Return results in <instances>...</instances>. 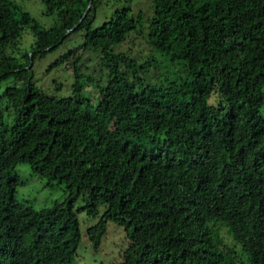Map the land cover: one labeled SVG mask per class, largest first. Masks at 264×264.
<instances>
[{"label": "trees", "instance_id": "1", "mask_svg": "<svg viewBox=\"0 0 264 264\" xmlns=\"http://www.w3.org/2000/svg\"><path fill=\"white\" fill-rule=\"evenodd\" d=\"M38 1L48 27L0 0V264H71L78 201L98 217L94 249L108 222L128 231L121 258L99 264H264V0H150L146 13L141 0ZM143 30L146 56L117 50ZM77 34L104 75L82 74L68 50L54 65H73L71 95L47 96L33 64ZM21 163L64 199L17 200Z\"/></svg>", "mask_w": 264, "mask_h": 264}, {"label": "rangeland", "instance_id": "2", "mask_svg": "<svg viewBox=\"0 0 264 264\" xmlns=\"http://www.w3.org/2000/svg\"><path fill=\"white\" fill-rule=\"evenodd\" d=\"M123 3H130L128 0H122ZM25 10H27L33 18H35L41 25L48 27L52 24L53 18L46 17L42 14V7L38 0H17ZM135 3V2H133ZM150 0H141L132 5L135 13L138 9L146 13L149 10ZM100 22L97 21L95 25ZM145 34V30L141 31L138 35L129 36L117 50L120 52H125L136 57H143L147 54V47L144 44L142 36ZM29 37V35H25ZM28 41H24V45L28 46ZM24 45L22 49H24ZM81 45H83V39L80 34L72 35L67 39L55 52L47 55L45 58L35 61L32 67L33 83L47 96H54L55 98L68 97L71 95V85L73 83V65L70 63H65L61 65H54L55 60L67 52L68 50H77ZM81 54L80 71L82 74L91 75L92 77L104 75L103 68L99 63L98 55L86 51L81 53L78 49L75 56ZM157 60L164 66L166 64V57L158 56ZM72 62V61H71ZM164 68V67H163ZM164 70H166L164 68ZM163 70V71H164ZM104 77V76H103ZM8 81L1 85L4 88ZM86 91L90 97L97 96L96 88L88 86ZM18 165H27L28 172H21L17 170ZM15 167V172L17 174V184L15 185V198L19 201H25L35 209L37 201L39 199V193L48 192V196L41 201L42 207H50L54 202H60L64 199V186L59 184L57 180H48L45 177L38 175L30 170L29 165L26 163L18 164ZM40 180H45L46 182L40 187L39 192L30 197H21L17 194V188L25 187L32 183H39ZM57 192L60 193L59 198L53 200L51 197ZM80 201L76 202L74 205V210L76 211V217L79 223V229L81 232V242L76 250V253L71 264H99L108 263L112 261H117L121 258L123 251L127 248L128 244V231L122 222H108L106 226V232L101 239V243L97 249H94L85 236L86 229L93 225L98 217L88 218L85 212L80 209ZM212 227V225H211ZM214 231L222 238L223 242L229 247L234 249V260L239 262H247L248 259L246 255H243L241 247L239 244L233 241L231 235L229 234L227 228L220 222L213 225Z\"/></svg>", "mask_w": 264, "mask_h": 264}, {"label": "clouds", "instance_id": "3", "mask_svg": "<svg viewBox=\"0 0 264 264\" xmlns=\"http://www.w3.org/2000/svg\"><path fill=\"white\" fill-rule=\"evenodd\" d=\"M31 42L32 41L30 40L29 43H31ZM24 51H28L27 45H24ZM217 99H218V94H213L210 96L207 103L214 106ZM17 170L27 173L28 172V166L27 165H18ZM45 182H46L45 180H40L39 183H32V184H29L28 186H25V187H19V188H17V194H18V196H21V197H30L31 195H35L36 193L39 192L40 187H42V185ZM47 196H48L47 191L39 193V199H38L37 204L35 206L36 211L40 210V208L42 207L41 201H43V199ZM59 196H60V193L57 192L55 195H53L51 197V199L55 200V199L59 198Z\"/></svg>", "mask_w": 264, "mask_h": 264}]
</instances>
